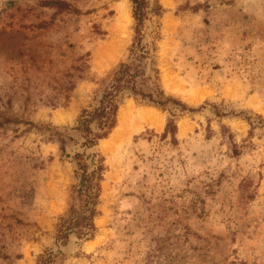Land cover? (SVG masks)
Returning a JSON list of instances; mask_svg holds the SVG:
<instances>
[{
	"label": "rangeland",
	"instance_id": "1",
	"mask_svg": "<svg viewBox=\"0 0 264 264\" xmlns=\"http://www.w3.org/2000/svg\"><path fill=\"white\" fill-rule=\"evenodd\" d=\"M145 2L163 105L122 95L85 146L76 120L131 61V0H0V264H264V0ZM78 161L102 167L94 229L57 240Z\"/></svg>",
	"mask_w": 264,
	"mask_h": 264
},
{
	"label": "trees",
	"instance_id": "2",
	"mask_svg": "<svg viewBox=\"0 0 264 264\" xmlns=\"http://www.w3.org/2000/svg\"><path fill=\"white\" fill-rule=\"evenodd\" d=\"M133 4V18L136 22L135 38L130 47L131 61L129 63H120L103 81L100 89V96L96 106L90 110L83 109L76 125L73 128L83 134L85 146H92L96 141L105 138L115 125V115L118 108L120 97L124 94L138 96L146 99L154 105H163L160 101L162 96L158 86L152 82L151 86H147L149 77H144L143 67L147 65V54L145 45L141 44L140 27L143 24L146 14L145 0H131ZM146 85L148 92L142 91L138 86ZM92 125L94 129L91 128ZM175 126L172 122H168L165 127V134L171 133L173 136ZM54 135L58 137L60 150L64 152L65 139L63 134L55 131ZM81 159L80 155H76ZM77 167L81 170L79 175L80 188L76 190V197L81 202L79 207L72 204L69 207L65 218L61 219L57 230V240H65L67 235L73 232L81 238H88L94 227L92 219L95 214L94 207L97 203L99 195V181L101 180V165H96L91 172H86V165L78 161ZM78 174V172H76ZM75 197L74 200L77 198ZM50 254L43 255L39 259L40 264L50 262Z\"/></svg>",
	"mask_w": 264,
	"mask_h": 264
},
{
	"label": "bare ground",
	"instance_id": "3",
	"mask_svg": "<svg viewBox=\"0 0 264 264\" xmlns=\"http://www.w3.org/2000/svg\"><path fill=\"white\" fill-rule=\"evenodd\" d=\"M118 18H119V20L122 21L121 23H123L126 20H128V18H129V16H128V10H127V8L125 6L124 7L121 6L119 8V17ZM117 25L119 26V24H117ZM114 27H115V25L112 26V28H114ZM152 113L153 112H151V110H150V112H147L146 111V112H143V113H139L136 117H133V118H134V120H137V122H138V120H141V119L147 120V118H150L151 122H154L155 121L157 123V117L154 116ZM130 116H131V112H130L129 107L128 108L126 107L124 110H120L119 111V120H121L122 122L126 118H128Z\"/></svg>",
	"mask_w": 264,
	"mask_h": 264
}]
</instances>
